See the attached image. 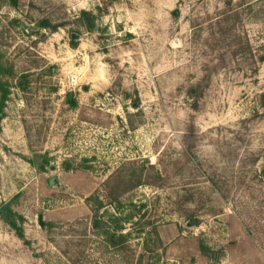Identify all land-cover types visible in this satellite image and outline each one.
I'll return each instance as SVG.
<instances>
[{"label":"rangeland","instance_id":"1","mask_svg":"<svg viewBox=\"0 0 264 264\" xmlns=\"http://www.w3.org/2000/svg\"><path fill=\"white\" fill-rule=\"evenodd\" d=\"M0 84V264H264V0H0Z\"/></svg>","mask_w":264,"mask_h":264},{"label":"water","instance_id":"2","mask_svg":"<svg viewBox=\"0 0 264 264\" xmlns=\"http://www.w3.org/2000/svg\"><path fill=\"white\" fill-rule=\"evenodd\" d=\"M71 97H72V95L70 94V95H68V100H71ZM37 156H35L34 158H33V165L34 166H36V164H37ZM53 184V179H51L50 181H49V185H52ZM21 194V193H20ZM20 194H18V195H16L13 199H11L7 204H5L3 207H2V209L0 210V212H4L7 208H8V206L11 204V202H13V201H15V200H17L19 197H20ZM39 224H40V226L41 227H43V223H42V221H41V217H39Z\"/></svg>","mask_w":264,"mask_h":264},{"label":"trees","instance_id":"3","mask_svg":"<svg viewBox=\"0 0 264 264\" xmlns=\"http://www.w3.org/2000/svg\"><path fill=\"white\" fill-rule=\"evenodd\" d=\"M8 2H9V4L12 6V7H16L17 6V0H8ZM41 26H43V27H47L48 26V24L46 23V22H43V23H41ZM2 97H1V105H2V103L5 101V99H6V96H7V91L4 89V90H2V95H1ZM70 104H73L72 102H69ZM111 194V196H113L112 195V193H110ZM113 198H115V197H113ZM116 200V199H115ZM17 236L22 240V235L21 234H19V233H17ZM113 244H115V243H113Z\"/></svg>","mask_w":264,"mask_h":264},{"label":"built area","instance_id":"4","mask_svg":"<svg viewBox=\"0 0 264 264\" xmlns=\"http://www.w3.org/2000/svg\"><path fill=\"white\" fill-rule=\"evenodd\" d=\"M74 83H75V80L72 77H69L68 78V85H69V87H73L74 86Z\"/></svg>","mask_w":264,"mask_h":264},{"label":"flooded vegetation","instance_id":"5","mask_svg":"<svg viewBox=\"0 0 264 264\" xmlns=\"http://www.w3.org/2000/svg\"><path fill=\"white\" fill-rule=\"evenodd\" d=\"M2 90H4V88H2V85L0 84V95H2Z\"/></svg>","mask_w":264,"mask_h":264}]
</instances>
